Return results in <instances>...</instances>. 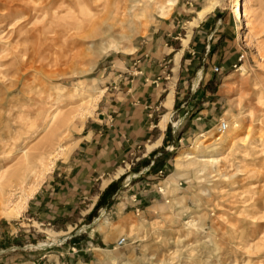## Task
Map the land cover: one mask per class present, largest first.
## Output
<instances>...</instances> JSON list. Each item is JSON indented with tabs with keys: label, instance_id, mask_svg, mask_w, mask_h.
Listing matches in <instances>:
<instances>
[{
	"label": "rangeland",
	"instance_id": "rangeland-1",
	"mask_svg": "<svg viewBox=\"0 0 264 264\" xmlns=\"http://www.w3.org/2000/svg\"><path fill=\"white\" fill-rule=\"evenodd\" d=\"M208 1L178 0L166 16L151 12L141 17L136 8L129 15V2L126 9L120 2L123 11L109 16L111 28L109 23L103 26L108 33L91 34L90 26L78 20L89 19L80 0H0V152L3 147L11 149L13 142L15 151L23 147L27 134L21 128L41 124L40 112L58 107L65 114L78 109L87 101L90 87L114 90L111 83L118 87L126 58L153 52L168 34H186L184 29ZM212 1H222L214 13L234 28L235 41L247 59L241 63L242 69H232L214 81L212 95L205 98L211 104L209 122L204 130H192L189 143L173 153L180 156L196 146L199 152L205 147L198 156L208 158L217 148L218 164L179 166L177 159L180 176L154 184L164 189L163 198V194L156 195L139 215L121 210L107 220L102 211L108 208L111 212V203L117 204L113 196L121 189L122 177L100 198L89 219L69 225V233L74 229L70 233L73 238L67 239L70 234L62 233L63 226L51 222L37 225L36 213L29 209L41 184L66 158L61 157L21 216L7 219L0 211L2 264H18L24 258L32 263L40 260V264H264L263 245L247 250L264 242V219H260L264 214V0H246L244 29L235 14L238 7L234 9V0ZM89 11L101 15V11ZM109 42L123 49L101 52ZM103 95L93 110L101 105ZM70 96L75 97L71 104L64 100ZM94 112L84 121L77 118L67 148L73 147ZM195 115L187 118L186 126L194 122ZM220 122L228 127L223 133L218 131ZM34 138L27 143L32 144ZM218 138L221 140L216 141ZM8 161L0 158V169ZM175 173L173 162L168 177ZM38 183L33 179L31 187ZM19 199L15 196L12 202ZM100 212L103 218L98 222L92 219ZM53 232L60 233V239L56 240ZM121 238H127V244L118 247ZM53 240L61 243L39 247Z\"/></svg>",
	"mask_w": 264,
	"mask_h": 264
},
{
	"label": "crops",
	"instance_id": "crops-1",
	"mask_svg": "<svg viewBox=\"0 0 264 264\" xmlns=\"http://www.w3.org/2000/svg\"><path fill=\"white\" fill-rule=\"evenodd\" d=\"M214 11L203 19L197 13L191 26L184 29L186 34H168L153 52L124 60L118 87L111 83L115 91L103 89L101 105L83 127L72 151L31 199L29 209L31 214L36 213L37 225L51 222L63 226L62 233L70 234L74 229L71 227L69 233V225L77 219L79 223L89 219L107 189L122 177L121 189L113 196L117 204L111 203V212L108 208L102 211L107 220L121 210L139 215L156 195L164 197V189L154 184L163 183V179L172 182L180 176L179 155L173 152L189 143L192 130H204L209 122L211 104L205 98L212 95L214 81L235 66H243L241 63L247 59L235 41L234 28ZM216 67L219 73L214 72ZM193 114L194 122L186 126ZM166 116L168 120L162 125ZM173 162L176 173L168 177ZM155 164L158 168L152 170ZM102 213L92 219L98 222L104 217ZM55 234L56 240L62 236ZM71 234L67 239L73 238ZM37 263L25 258L18 262Z\"/></svg>",
	"mask_w": 264,
	"mask_h": 264
},
{
	"label": "bare ground",
	"instance_id": "bare-ground-1",
	"mask_svg": "<svg viewBox=\"0 0 264 264\" xmlns=\"http://www.w3.org/2000/svg\"><path fill=\"white\" fill-rule=\"evenodd\" d=\"M80 1H82L83 6L87 11V16H89V19L86 20V18H84L85 20L83 19L82 21V19L80 18L78 20H80L79 21L80 24L83 25L87 24L90 26L89 32L91 34L93 32L97 33L100 30H104L106 33H108L109 30L105 29V27L103 29V26L109 23V16L111 15L114 16V14H118V11L120 10L123 11L121 9V6L119 5L120 2L121 5L122 3L125 4L124 5L125 9L127 6L126 2H129L128 3V7L130 8L129 15H132V12L130 10L136 8L138 10L137 12L138 17L151 14V12L157 13L160 16H166L172 10V8L178 3V0H94L93 2H91V0H80ZM234 3H235L234 9L238 7L237 8L238 10H234L235 14L239 17L241 24L243 26L242 29H244L243 23L248 15L247 14L248 2L246 0H234ZM222 5H223L222 1H212V0L208 1V3L199 11L198 18L203 19L206 15L210 14L217 7H222ZM89 9L93 11L94 10L101 11L100 12L101 15L96 17L93 14H91V11H89ZM69 10L71 11V9ZM123 14L125 15V12H123ZM126 14H127V10H126ZM74 19L75 21L77 20V18H73L72 21ZM114 21H117V18ZM107 26L109 27V29L111 28L110 23ZM112 44L113 43L109 42L108 44L103 46L102 48L103 50H101V52L102 51L105 52L106 50L109 49H114V50L123 49L118 45H112ZM125 49L126 48H124V50ZM198 82H199L198 80L195 82L194 89L196 88ZM59 92H61V90ZM102 94H103V90L101 89L97 90L96 88L90 87L89 95H88L89 97L86 102L81 103V105L79 106L80 108L71 109L72 111L69 110L70 112L69 113L65 112V114L62 112L63 108L60 109L58 107H56L53 110L51 108H49L48 111L44 110V113H42L43 111L40 112L41 116L39 117V121L41 122V124L37 125V123L34 124L30 123L29 124L31 125L30 127L26 129L21 128L23 132L27 134V137L24 140L23 147H21L18 151H15V148L12 147L16 145V142H13V144L11 145V149L10 146L5 149L4 147L2 148L0 152V158L9 159L8 162L10 163L0 169V211L3 214L0 215L6 217L7 219L18 218L19 216H21V214L23 213V211L27 206L29 199L32 197L33 193L36 190H38L40 186V182H42L46 174L52 171L55 162L61 157H68V155L72 151L74 146L67 148L68 147L67 145L70 139V134L72 132L71 129L74 128L77 118L81 121H84L86 120L87 117L91 116L94 111L93 109L96 108V104L100 100ZM74 98H75L74 96H70L65 98L64 100L68 101L71 104V102L75 100ZM83 112H85L84 115L79 117L80 113ZM167 116L162 121V125H164L165 122L168 120ZM35 136L36 138H34ZM32 138H34V140H31L33 143L32 142H31L32 144L27 143V140H30ZM220 140L221 138H218L216 141H220ZM198 149L199 147L196 146V148H194L192 151L181 154L178 158V165L180 166L186 163L187 164L193 163L196 166L197 165L201 166L203 164L204 165L218 164L219 153L217 148L212 149L213 155H211L208 158L198 156L199 153L200 154L203 153V149L201 152H199L200 150ZM15 152L18 153L14 158L10 159L11 157L10 155L14 154ZM35 178L37 179V181H39V183L37 185H32L31 187V182ZM15 196L20 197V199L13 203L12 199ZM260 219L261 220L264 219V214L260 217ZM51 235L54 236L56 234L51 233ZM60 242L61 241H56V240H53L51 242H43L39 245V247L42 248L53 244H59ZM262 245L264 246V242H261L259 245L252 248L247 247V250L249 252L252 249H253L252 251H254L255 249L258 250L262 248Z\"/></svg>",
	"mask_w": 264,
	"mask_h": 264
},
{
	"label": "built area",
	"instance_id": "built-area-1",
	"mask_svg": "<svg viewBox=\"0 0 264 264\" xmlns=\"http://www.w3.org/2000/svg\"><path fill=\"white\" fill-rule=\"evenodd\" d=\"M239 68H240V67H239ZM235 69H238V67L235 66ZM214 72H215V73H219V72H220V68H217V67H216V68L214 69ZM227 129H228V127H227V124H226L225 122H220V123L218 124V131H219L220 133L225 132ZM126 244H127V238H121V239H119L118 242H117L118 247H123V246H125Z\"/></svg>",
	"mask_w": 264,
	"mask_h": 264
},
{
	"label": "trees",
	"instance_id": "trees-1",
	"mask_svg": "<svg viewBox=\"0 0 264 264\" xmlns=\"http://www.w3.org/2000/svg\"><path fill=\"white\" fill-rule=\"evenodd\" d=\"M109 189H110V187H109ZM109 189H107V191H108Z\"/></svg>",
	"mask_w": 264,
	"mask_h": 264
}]
</instances>
